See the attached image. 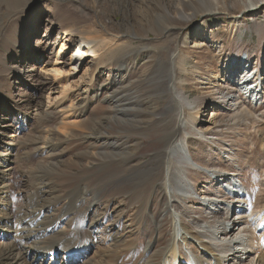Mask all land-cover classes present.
Masks as SVG:
<instances>
[{
	"label": "rangeland",
	"instance_id": "1",
	"mask_svg": "<svg viewBox=\"0 0 264 264\" xmlns=\"http://www.w3.org/2000/svg\"><path fill=\"white\" fill-rule=\"evenodd\" d=\"M19 1L23 5L27 3L20 12L9 9L8 3L11 0H0V24L2 23L3 29L22 17L25 18L21 25L29 28L33 16H41L43 25L38 33L40 38H44L47 27L56 26L53 19L55 8L68 16L66 28L78 29L96 20L106 25L111 34L121 38L122 43H132L129 52L115 54L98 67L97 80L90 89V96H95L98 86L105 82L107 69H111L112 76L121 77L123 81L113 83L109 91L116 93L120 106L124 107L127 115H124L123 111L116 114L115 110L110 112L112 114L109 111L106 113L110 110L106 100L110 92L102 90L99 91L100 97L92 98L93 103L87 114L90 121L87 130L72 134L69 132L67 135L59 132L61 145L57 155H64V163L50 177L57 195L66 197L81 183L89 189L96 188L101 183L102 175H99L95 164L102 159L101 156L107 160H115L107 174L118 172L120 176L139 168L140 164L149 159L150 154L158 148V137L164 130L170 131L178 119L177 112L173 113L171 110L174 96L171 93V69L168 64L174 53L179 51L176 61L184 60V70L175 72L177 90L179 99L185 106L189 105L180 120L184 129L179 140H182L181 144H186V140L190 143L192 156L199 167L176 157L174 170L177 169L178 162L185 163V173L181 177L188 187L194 189L180 205L185 213L188 211L191 217L200 222V226H194L188 218L181 215L189 231L195 236V243L198 240V247L194 246L192 249L194 251H189L183 243L180 244L181 250L187 262L192 255H196L204 261L203 264H213L211 259H206L209 252L226 258L225 261L230 260L229 256L233 253L229 252L232 250L230 247L223 248L220 244L214 247L216 240L212 235L202 233L201 227L209 226L212 229L218 226L210 212L202 206V202L204 197L209 196L232 208L240 206L238 202L241 201L229 195L226 188L221 189L219 185L223 178H236L238 184L246 187L247 190L243 188V191L250 193L249 198L254 197L253 209L250 211V206L245 207L248 213L239 219L232 210L229 215L230 222L226 226L234 227L233 222L242 224L243 235L254 240V243H251L254 249L252 257H256L257 252H260L264 233L262 226L258 228L259 220L257 221L256 217L264 210V87L260 94L261 100L255 102L235 87L218 88L217 85L223 80L225 71L236 68L237 74V65H243L246 60L251 66L247 68L263 74L264 79V0H44L40 3L36 2L37 0ZM182 16L192 17V20L185 21ZM172 26L178 27L179 30L168 31ZM90 67L95 68L94 65ZM242 78L244 79V76ZM16 81H8L7 74L0 71L1 107L4 108L8 104L14 106V103L20 102ZM3 114L5 124L9 113L4 111L2 116ZM107 116L110 117L111 123L110 127L105 129V137L118 140L124 146V152L130 157L128 161H131L129 169L126 165L119 164L122 160L116 163V157L103 155L100 151L97 152L100 156L90 157L92 148L95 147L88 141L91 120ZM36 121L35 117L30 121L32 125L23 134L26 135L25 139L30 140L36 132L47 128L55 129L53 125L59 121V117L52 122ZM29 151V148L24 150L15 146V152H12L16 158L11 159L14 165L9 179L15 183L13 193L17 199L9 202L11 208L22 203L31 186L30 179L25 175L32 164L24 162V156ZM212 174H215V177H212ZM111 187L104 190L101 196V213L107 206L108 211H112L117 203L134 206L138 204L140 196L129 199L128 185ZM148 194L144 206L146 209L149 205V211L143 213L144 222H141V219L138 221L140 217L136 218L139 233L131 240V243L137 240L138 242L131 247L120 245L113 249L110 263L117 262L118 256L120 263L115 264H148L149 261L157 264L163 260L162 252L174 231L170 220H164L156 243L158 230L155 220L162 219L165 197L163 191L155 187L149 190ZM152 199H156L155 204H151ZM73 203L75 206L77 201ZM59 209L61 210L60 207ZM145 213L148 219H145ZM252 218L253 221L249 224ZM146 222L148 226L145 225ZM239 231L240 229L236 234ZM149 241H156L155 250L151 253L147 251ZM199 243L204 246L205 251L201 250L203 247ZM224 250L228 252L223 253ZM239 251L243 254L241 249L235 252ZM240 256L244 261L234 264H249L243 255Z\"/></svg>",
	"mask_w": 264,
	"mask_h": 264
},
{
	"label": "bare ground",
	"instance_id": "2",
	"mask_svg": "<svg viewBox=\"0 0 264 264\" xmlns=\"http://www.w3.org/2000/svg\"><path fill=\"white\" fill-rule=\"evenodd\" d=\"M26 4L23 5L19 0H11L8 6L9 9L20 12ZM31 5L34 4H29ZM53 11L56 26L45 28L44 38H40L38 33L43 25L41 16H33L34 19L29 28L21 25L25 17L13 21L5 29L2 28V23L0 24V71L7 74L8 81L17 80L20 101L18 104L14 103V106L11 104L4 108L0 106V264L120 263L119 256L117 262L110 263L113 249L120 245L131 247L138 242L137 240L131 243V240L139 233L136 218L140 217L138 221L141 219V222H144L142 221L143 213L149 211V205L145 209L144 204L149 197V190L151 191L153 187L163 191L165 203L162 219L157 221L153 217L158 230L157 242L149 241L147 251L151 253L155 250L154 243H158L161 225L164 220H170L174 232L162 252L163 260L157 264H203L204 261L196 255L189 257L187 262L180 247L181 243L185 244L189 251H194L192 250L194 246L198 247L196 244L198 240L195 243L193 240L195 236L190 232L191 230L189 231L181 215L188 218L194 226H200V222L191 217L188 211L185 213L180 205L194 189L188 187L181 177L185 173V163L178 162L177 169L174 170L177 163L176 157L199 167L192 156L190 143L186 140V144H181L182 140H179L184 129L180 120L185 114V109L189 107L179 99L177 90L176 71L184 70V60L176 61L179 51L174 53L168 64L171 69V93L174 96L171 110L173 113L177 112L178 119L170 131L164 130L158 137L156 140L158 148L150 154L149 159L142 164L139 163L141 165L139 168L136 166V169L132 168L133 170L120 176L118 172L112 175L107 174L110 167L115 164V160H107L101 156L102 159L95 164L99 175H102L101 183L96 188L89 189L81 183L66 197L57 195L56 187L50 177L64 163L62 160L64 155H57L61 145L59 132L67 135L69 132L72 134L88 129L90 121L87 114L93 103L92 100L100 97L99 91L108 92L113 87V83L123 81L121 77L112 76L113 71L107 69L104 84L101 83L95 96L91 97L90 89L97 80L98 67L115 54L129 52L132 43L128 41L122 43L121 38L111 34L106 25L96 20L78 29L66 28L68 16L55 8ZM161 18L165 19L164 16ZM181 18L185 21L192 20V17L182 16ZM159 19L160 17L158 24L161 23ZM178 30L179 28L175 26L168 29V31ZM90 65H94L95 68H91ZM247 67L251 66L246 60L243 65H237V74H235V67L233 70L225 71L223 80L217 87H235L251 100L258 102L261 100L260 94L264 87L263 74L260 75L258 71ZM219 91L222 94L221 89ZM114 93L110 92L106 98L110 108L106 113L115 110L116 114L123 111V114L127 115L124 107L120 106V99H117ZM4 111L9 113L5 124L4 114L2 116ZM34 117L37 119L36 122L42 121V123L44 120L52 122L59 117V121L53 125L56 130L47 128L42 132H36L30 140L25 139L26 135L23 136V134L32 125L30 121ZM109 118L107 116L91 120L88 141L95 147L92 148L90 157L100 156L97 154L100 151L103 155L116 157L118 159L116 163L122 160L119 164L126 165L129 169L131 161H128L130 157L124 152V146L118 140L105 137V129L110 127L111 123ZM15 146L19 149H30L24 156V162L32 164L25 175L30 179L31 186L22 203L11 208L9 202L17 199L13 193L15 183L9 179L14 165L11 159L16 158L12 153L15 152ZM221 181L223 182L219 184L220 188L225 187L229 195L241 201L238 202L240 206L232 208L222 201L211 199L209 196L204 197L202 206L210 212L218 226L212 228L214 231L209 226L201 227L203 230L201 232L212 235L216 240L214 247L216 244H220L219 246L223 248L230 247L232 250L229 252L233 253L229 256L230 260L226 261V258L216 256L213 252H209L206 259H211L213 264H234L244 261V258L240 256L243 255L249 264H264V233L259 247L260 252H257V256L253 258L254 240L243 235L242 224L233 222L234 227L226 226L230 222L229 215L232 210L236 212L239 219L244 218L243 215L248 213L245 207L250 206V211L253 209L254 197L249 198L250 193L243 191L246 187L238 184L236 178L231 180L223 178ZM122 184L128 185L130 200L140 196L137 200L138 204L134 206L117 203L120 205H115L110 212L109 206L102 207L104 210L101 213L102 200L100 199L103 191L112 188L111 186L116 187ZM75 197L77 198L73 202L77 201V203L74 206L71 200ZM155 202L156 199L151 200V204ZM132 206L134 207L131 208ZM223 215L227 217L222 218ZM256 217H258L257 221L259 220L258 228L262 226L264 230V210L260 211ZM145 219H148L146 213ZM251 221L253 218L250 219L249 224ZM145 225L148 226L147 222ZM239 229L240 231L236 234ZM199 245L203 247L200 249L205 251L204 246L201 243ZM238 249H241L243 254L241 251L235 252ZM227 252V250L223 251V253ZM148 264L155 263L149 261Z\"/></svg>",
	"mask_w": 264,
	"mask_h": 264
}]
</instances>
